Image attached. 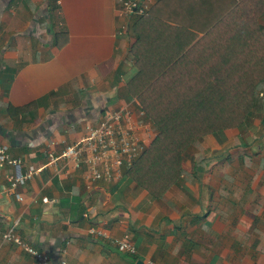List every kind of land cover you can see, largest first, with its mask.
I'll return each instance as SVG.
<instances>
[{
    "label": "crops",
    "instance_id": "1",
    "mask_svg": "<svg viewBox=\"0 0 264 264\" xmlns=\"http://www.w3.org/2000/svg\"><path fill=\"white\" fill-rule=\"evenodd\" d=\"M144 1L151 7L156 0ZM118 10L117 0H0V140L20 161L19 173L40 169L9 192L5 175L16 170L0 167V236L16 221L15 234L51 264H131L89 227L110 238L129 236L135 261L143 263L264 264V183L255 190L262 171L249 182L231 180L239 167L226 166L221 154L228 141L252 132L241 138L226 131V144L204 137L195 147L211 163L196 169L197 150L190 149L180 182L159 199L124 177L88 185L68 160L45 166L48 152L58 157L103 111L126 102L132 19ZM258 121L251 149L262 154ZM0 264L34 262L0 241Z\"/></svg>",
    "mask_w": 264,
    "mask_h": 264
},
{
    "label": "trees",
    "instance_id": "2",
    "mask_svg": "<svg viewBox=\"0 0 264 264\" xmlns=\"http://www.w3.org/2000/svg\"><path fill=\"white\" fill-rule=\"evenodd\" d=\"M130 19L125 104L155 136L121 177L159 199L204 137L264 126V0H156Z\"/></svg>",
    "mask_w": 264,
    "mask_h": 264
},
{
    "label": "built area",
    "instance_id": "3",
    "mask_svg": "<svg viewBox=\"0 0 264 264\" xmlns=\"http://www.w3.org/2000/svg\"><path fill=\"white\" fill-rule=\"evenodd\" d=\"M117 3L118 16L126 20L144 15L150 8V4L144 0H117ZM121 30H125V26ZM154 136L155 131L143 114L139 110L132 109L129 104H123L116 109L103 111L99 120L94 124L86 125L80 138L66 146L58 157L48 152L45 166L55 164L60 158L71 161L74 169H82L84 180L88 185L96 182H117L121 178L122 168L129 166L144 152ZM0 167L16 170L13 174L5 175L9 192H13L16 186L29 182L40 171L27 166L22 173H19L20 161L10 157L8 146L2 140H0ZM15 198L20 200L19 196ZM16 226V221L10 223L7 230L1 234L0 241L20 248L34 264H51L47 253L36 249L15 234ZM87 232L97 239L108 240L121 255H134L136 252L127 235L110 238L95 227H89ZM59 264L64 262L61 261ZM143 264L155 263L146 261Z\"/></svg>",
    "mask_w": 264,
    "mask_h": 264
},
{
    "label": "rangeland",
    "instance_id": "4",
    "mask_svg": "<svg viewBox=\"0 0 264 264\" xmlns=\"http://www.w3.org/2000/svg\"><path fill=\"white\" fill-rule=\"evenodd\" d=\"M128 53V52H127ZM129 56V55H128ZM130 58V56H129ZM131 60V58H130ZM132 62V61H131ZM255 120V119H254ZM254 120L251 122V124L245 129V132L251 133L249 139H245L244 141H242L241 139H237L234 140V143L232 144L230 141H228L227 145H224L223 147H227L228 149L224 150L221 154L222 156H226L227 159L224 161V164L228 167H230L233 163L237 164V166L239 167V172H232L230 174V179L232 180L231 176H234V179L237 180H241L243 179L244 181H251L253 179H255L259 173V171L261 172V178L259 179V182L256 183V187L255 190H261V187L264 183V147H263V153L261 154L259 151L256 152L254 147L253 150L251 149L252 145V141L253 139L251 138L254 134L253 132H255L258 128V126L255 127V125H253ZM256 123V121H255ZM258 123H260L258 121ZM264 128V127H263ZM237 130H232V132H236ZM244 132V131H243ZM241 135L242 138V131L241 133H239ZM218 137V136H215ZM226 133H222L221 135H219L220 140H222V143L226 144ZM242 142V143H240ZM197 150V151H195ZM195 152H196V169L197 168H201L202 166L210 164V161H207L206 159L203 160L202 157H204L206 155L205 152L202 151V149H196L195 147ZM216 154H220V152H217ZM237 155V156H235ZM259 155L262 156V160L260 161V164H258V159ZM195 156V153L193 154V157ZM225 157V158H226ZM223 158V160L225 159ZM202 173L200 172V170L197 173V176H200ZM236 192V191H235ZM255 192V191H254ZM246 195L250 194L252 195L251 192H249L248 189H246L245 192ZM254 194V193H253ZM256 194V192H255Z\"/></svg>",
    "mask_w": 264,
    "mask_h": 264
},
{
    "label": "water",
    "instance_id": "5",
    "mask_svg": "<svg viewBox=\"0 0 264 264\" xmlns=\"http://www.w3.org/2000/svg\"><path fill=\"white\" fill-rule=\"evenodd\" d=\"M133 264H143V262L140 261V260H137V261H135Z\"/></svg>",
    "mask_w": 264,
    "mask_h": 264
}]
</instances>
